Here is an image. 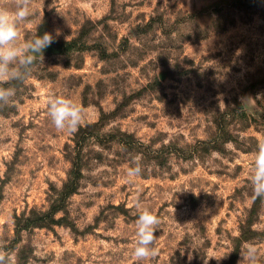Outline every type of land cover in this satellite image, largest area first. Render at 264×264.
Listing matches in <instances>:
<instances>
[{
  "label": "rangeland",
  "instance_id": "obj_1",
  "mask_svg": "<svg viewBox=\"0 0 264 264\" xmlns=\"http://www.w3.org/2000/svg\"><path fill=\"white\" fill-rule=\"evenodd\" d=\"M31 7L21 43L60 35L23 81L2 85L16 95L0 106V242L17 264H136L137 198L160 220L144 264H238L249 244L264 264V200L250 180L264 139V0ZM52 95L83 107L84 131L55 129ZM77 152L75 190L54 202ZM31 209L53 223L26 228Z\"/></svg>",
  "mask_w": 264,
  "mask_h": 264
},
{
  "label": "clouds",
  "instance_id": "obj_2",
  "mask_svg": "<svg viewBox=\"0 0 264 264\" xmlns=\"http://www.w3.org/2000/svg\"><path fill=\"white\" fill-rule=\"evenodd\" d=\"M15 7L0 5V106L8 105L16 95L13 86L4 87L12 81H23L30 73L34 62L44 59L45 50L55 42L56 36L45 32L30 41L21 43L20 26L32 15V0H14ZM48 115L51 123L59 132L75 133L84 122V109L71 99L63 96H50ZM258 152L251 171L253 200H264V139L258 142ZM143 164L139 156L133 158V166L126 172L128 183H135V178L143 173ZM135 208L143 209L136 220L135 247L133 257L136 264H144L158 254L157 237L160 220L157 215L135 200ZM238 264H258L261 259L258 248L249 244L242 252ZM0 264H17L15 254L9 252L0 242Z\"/></svg>",
  "mask_w": 264,
  "mask_h": 264
},
{
  "label": "trees",
  "instance_id": "obj_3",
  "mask_svg": "<svg viewBox=\"0 0 264 264\" xmlns=\"http://www.w3.org/2000/svg\"><path fill=\"white\" fill-rule=\"evenodd\" d=\"M118 108H119V105L117 106V108L114 109L113 112L116 113ZM236 112L237 113L239 112V118L240 119H243V120H246V121L249 120L250 115L246 111L243 110V107H240V109L238 111H236ZM103 115H104V113H103ZM84 129H85V127L80 126L78 131L82 132V131H84ZM118 132L120 134L125 135L130 140H132V141L134 140L135 141L134 137H132L131 135L123 133L120 130H118ZM79 139L80 138H78L76 140V143H78L77 141H79ZM72 158H73L72 159L73 164H72V169L69 172V178L67 179V181H65L63 183V188L59 192L60 197L57 200H54V202H60V203L63 202L65 195H67V194H69V193H71L72 191L75 190L73 186H75V184H77L76 180H75V173L78 172V169H79V166H80V163H81L80 152L75 153V155H73ZM54 205H56V203ZM21 218H22V221L25 222L24 226L26 228L34 227V226H49L50 224L53 223V218H51L48 213L41 212V211H36L34 209L30 210L29 216L28 215H23Z\"/></svg>",
  "mask_w": 264,
  "mask_h": 264
}]
</instances>
